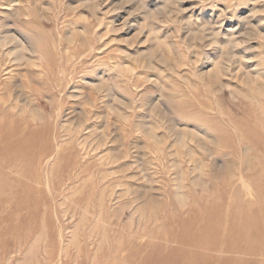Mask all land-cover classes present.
<instances>
[{
  "label": "rangeland",
  "instance_id": "obj_1",
  "mask_svg": "<svg viewBox=\"0 0 264 264\" xmlns=\"http://www.w3.org/2000/svg\"><path fill=\"white\" fill-rule=\"evenodd\" d=\"M263 131L264 0H0V264L259 254Z\"/></svg>",
  "mask_w": 264,
  "mask_h": 264
},
{
  "label": "bare ground",
  "instance_id": "obj_2",
  "mask_svg": "<svg viewBox=\"0 0 264 264\" xmlns=\"http://www.w3.org/2000/svg\"><path fill=\"white\" fill-rule=\"evenodd\" d=\"M261 130H263V129H261ZM259 135L261 136V140H264V131L262 132V134H259ZM257 188H258V186H257ZM263 208H264V206H263ZM247 209H248V206H247ZM257 211H258V208H257ZM223 213L220 212L219 214H216V215H218V217L212 215V216H214V218L211 217L213 219H211L209 221H208V219H206L208 221V224H207L208 228L206 230V233L210 237L209 239L202 240V239H200L201 237L199 236V234H200V228L199 227L201 225L205 224L206 223L205 221L199 222V224H198L199 226L194 227L195 228L194 232L193 233L189 232L186 235L187 246L191 245L192 247L187 248V250L184 248L181 249V252L183 253L182 254L183 257L181 258L179 256L181 258L180 262H183L184 264H264V243L261 244V245H263V248H261L260 244H259L260 247H258V248L256 247L257 249L261 248V250L259 251V254L255 252V250H254L255 246L249 247L247 244H245L247 242V239L249 238V236L252 234V229L255 227H253L252 225H251L252 227H249V223L247 226L246 225L244 227L242 226L243 228L236 226V225L229 224L232 216L228 217V212H225L226 214H223ZM254 216L255 215H253V217ZM245 217H246V214H245ZM245 217H243V218L245 219ZM259 217L261 219V215H259ZM257 218L255 220H258ZM222 219H224V220H222ZM190 221L194 222V220H191V219H190ZM234 221L236 223V220H234ZM244 221L242 219V223ZM255 223H256V221H255ZM251 224H254V223H251ZM203 227H205V225H203ZM239 228H240V230H239ZM255 230H256V233H255L256 240L255 241L259 242L260 239L262 240L261 237L264 235V227H257ZM221 236H223L225 242H222ZM183 247H185V246H183ZM253 252L256 253L255 254L256 257L253 258V260H252L251 257L253 256L252 254H254ZM250 255H252V256L250 257ZM257 256H259V257L257 258ZM249 259H251V260H249Z\"/></svg>",
  "mask_w": 264,
  "mask_h": 264
}]
</instances>
